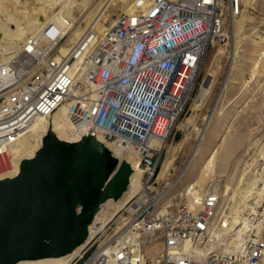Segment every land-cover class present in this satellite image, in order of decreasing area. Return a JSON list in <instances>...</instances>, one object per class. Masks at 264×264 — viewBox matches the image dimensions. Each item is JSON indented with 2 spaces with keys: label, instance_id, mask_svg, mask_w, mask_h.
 <instances>
[{
  "label": "built area",
  "instance_id": "1",
  "mask_svg": "<svg viewBox=\"0 0 264 264\" xmlns=\"http://www.w3.org/2000/svg\"><path fill=\"white\" fill-rule=\"evenodd\" d=\"M145 3L102 29L87 27L74 42L70 30L52 21L23 39L14 54L0 53V174L36 123L46 120L44 135L58 138L53 120H66L74 142L90 138L108 150L130 149L141 172L137 193L110 221L96 218L107 209L106 202L99 205L67 264H264V216L233 245H211L221 210L217 190H198L197 200L190 195L173 204L175 184L168 190V176L158 179L159 145L185 113L204 55L227 43L243 0ZM261 18L256 59L264 70ZM38 149L21 157L14 177ZM72 212L83 216L80 204ZM146 234L159 238L151 259L141 239ZM195 250L203 252L199 259Z\"/></svg>",
  "mask_w": 264,
  "mask_h": 264
},
{
  "label": "rangeland",
  "instance_id": "2",
  "mask_svg": "<svg viewBox=\"0 0 264 264\" xmlns=\"http://www.w3.org/2000/svg\"><path fill=\"white\" fill-rule=\"evenodd\" d=\"M70 1L71 17L76 27L80 26L74 32L78 35L84 27H106L120 14L148 0H140L139 4V0H110L106 6L107 0ZM65 3L66 0H0V50L17 48L33 33H19L22 24L40 21L42 15L51 17ZM243 9L227 43L211 47L204 55L186 111L162 147L158 179L168 176V190L175 184L169 193L173 204L183 203L190 187H196L195 198L199 191L213 187L221 197L220 209L225 210L238 199L230 201L232 194L258 178L264 169V73L258 75L255 64L260 70L262 66L254 59L260 49L264 0H255L252 5L245 0ZM202 88L206 91L200 96ZM263 199L257 203L258 197L253 196L247 203L253 211H262L258 219L264 216L259 208ZM109 206L103 216H98L104 223L114 217L116 206ZM248 217L252 219L254 215ZM141 239L147 258H153L159 250V238L146 234Z\"/></svg>",
  "mask_w": 264,
  "mask_h": 264
},
{
  "label": "water",
  "instance_id": "3",
  "mask_svg": "<svg viewBox=\"0 0 264 264\" xmlns=\"http://www.w3.org/2000/svg\"><path fill=\"white\" fill-rule=\"evenodd\" d=\"M83 141L62 142L48 131L35 156L22 165L19 174L0 181V264L62 257L82 244L97 200L90 202V194H80L83 216L75 217L63 176L65 165L75 157ZM104 150L109 163L105 167V184L97 194L100 203L118 201L132 173L128 163L119 162L108 149Z\"/></svg>",
  "mask_w": 264,
  "mask_h": 264
},
{
  "label": "bare ground",
  "instance_id": "4",
  "mask_svg": "<svg viewBox=\"0 0 264 264\" xmlns=\"http://www.w3.org/2000/svg\"><path fill=\"white\" fill-rule=\"evenodd\" d=\"M59 0H57L58 2ZM67 3H65L60 11L57 13L53 14L51 17L44 16L42 15L40 18H42L40 21H34L29 23L28 25L22 26L19 24L21 29L18 31L19 33H25L28 31H36L38 28L41 26L45 25L46 23L52 22V21H57L60 23V25L63 26L64 32H68L70 30V35L69 39L70 42H74L81 38L82 34L85 32V27L82 29L83 31H80L78 35L75 33L80 30V26L76 27L75 20L71 17L72 12L70 6L73 2L70 0H66ZM110 0H107L104 6H106L107 3H109ZM249 5H252L255 0H248ZM75 2V1H74ZM146 2V1H145ZM140 3V0L138 1V4ZM243 3L245 4V0H243ZM137 5V4H136ZM103 6V8H104ZM135 6V5H133ZM139 6V5H137ZM133 7L131 8V10ZM129 10L128 12H130ZM244 9L242 10L241 15L234 20V23L232 25V34H233V27L235 25V22L239 20V18L242 16ZM73 16V15H72ZM98 16V15H97ZM97 21V18L92 22L93 24ZM89 24V23H88ZM86 25V24H85ZM83 26V25H82ZM11 30V29H10ZM75 32V33H74ZM19 47V46H18ZM16 48H9V49H1L0 53L3 55H12L16 52L18 49ZM66 50V49H65ZM231 55V54H230ZM256 56V55H255ZM256 59V58H254ZM257 60V59H256ZM259 66L255 64V69L258 72V75H263L261 73H264V70H260L258 68ZM206 91L204 88L201 89V94L200 96L205 93ZM190 119V118H189ZM188 119V120H189ZM54 127L57 131V136L58 138L67 141V142H74L77 140V137L75 135H70L68 132L69 125L66 120L63 119H55L53 120ZM48 122L46 120H41L36 125L30 130V132L25 136L24 140V145L22 148L15 149L10 151L9 155V161H8V169L4 173L0 174V180L3 179H9L13 178L17 172H18V165L17 167H13L16 161L19 162L21 157H32L34 150L40 148L42 145V138L44 136V131L45 128L47 127ZM37 134V135H36ZM164 144L159 145L161 148L163 147ZM109 150L112 152V155L117 158L119 162L123 161L126 162L130 165L131 167V175L128 180V186L126 189V193L124 194L123 198L118 201H113V200H108L106 201V207L109 205L111 206H116L114 216H116L119 213L120 208L124 205L125 201L127 199L131 198L133 195H135L140 188V168L137 166V160L134 156V153L130 149H124L118 146H113V145H108ZM20 152V153H19ZM21 153H24L23 155ZM13 159V160H12ZM12 161V163H11ZM11 163V164H10ZM19 164V163H18ZM264 173V169H262V173H260L258 178H254L247 182L245 185L246 187L241 189L240 191H236L232 194L230 197V201H233L236 197L238 198L235 204L230 205L228 207L222 210H220V219L218 220V224L216 227H214L210 234H209V242L211 245L217 244L218 242H224L223 245H233L236 241L242 238L243 234L248 230L252 224L253 225H259L260 224V219H258V214L261 215L262 211H253L254 208L252 206L247 205V203L255 197H258V200L256 201L257 203L260 202L262 197H264V178L262 177ZM243 180V179H242ZM241 180V181H242ZM241 183V182H239ZM239 185V184H238ZM193 187H190V189ZM187 190V196L190 197L192 195L193 200H197L193 196V193L197 192L196 190L194 192H191V190ZM168 191V190H167ZM218 192V191H217ZM188 197V199H189ZM254 203V202H253ZM251 204V203H250ZM253 205V204H252ZM254 206V205H253ZM110 207V206H109ZM257 207V206H256ZM264 211V199L262 201V207H259ZM114 209V208H113ZM224 210V211H223ZM252 210V212H251ZM106 210H103L97 214L98 216H101L103 213H105ZM247 211H250L251 214H246ZM107 213V212H106ZM264 214V213H263ZM262 214V215H263ZM249 215H254L252 219H249ZM103 216V215H102ZM106 216V215H105ZM113 217V216H111ZM263 217V216H262ZM102 218V217H101ZM108 218V217H107ZM261 218V216H260ZM106 219V218H105ZM107 221V220H106ZM203 255V252L200 250H195L194 256L196 259H199ZM71 258V255H66L62 257H57V258H43V259H38L34 261H21L16 264H67V261Z\"/></svg>",
  "mask_w": 264,
  "mask_h": 264
},
{
  "label": "flooded vegetation",
  "instance_id": "5",
  "mask_svg": "<svg viewBox=\"0 0 264 264\" xmlns=\"http://www.w3.org/2000/svg\"><path fill=\"white\" fill-rule=\"evenodd\" d=\"M108 163V153L105 152L102 145L93 139L84 140L77 146L75 157L64 167L65 174L63 176L64 188L71 195L73 205L80 204L78 198L80 194H90V202L97 200L93 210L95 213L98 211L99 205L102 203L99 202V198L97 199V194L101 192L105 184V167ZM75 231L77 234H81L77 226H75Z\"/></svg>",
  "mask_w": 264,
  "mask_h": 264
},
{
  "label": "trees",
  "instance_id": "6",
  "mask_svg": "<svg viewBox=\"0 0 264 264\" xmlns=\"http://www.w3.org/2000/svg\"><path fill=\"white\" fill-rule=\"evenodd\" d=\"M18 163H19V162H17V164H16V165H18ZM74 205H75V204H74ZM74 205L72 204V205H71V207L73 208V206H74ZM83 237H84V235H83Z\"/></svg>",
  "mask_w": 264,
  "mask_h": 264
}]
</instances>
